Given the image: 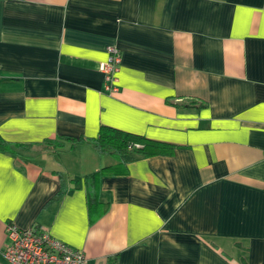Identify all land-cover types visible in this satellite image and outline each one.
Returning <instances> with one entry per match:
<instances>
[{"label": "crops", "instance_id": "obj_1", "mask_svg": "<svg viewBox=\"0 0 264 264\" xmlns=\"http://www.w3.org/2000/svg\"><path fill=\"white\" fill-rule=\"evenodd\" d=\"M102 125L172 151L87 183ZM0 139V264L8 223L87 264H264V0H0Z\"/></svg>", "mask_w": 264, "mask_h": 264}, {"label": "built area", "instance_id": "obj_2", "mask_svg": "<svg viewBox=\"0 0 264 264\" xmlns=\"http://www.w3.org/2000/svg\"><path fill=\"white\" fill-rule=\"evenodd\" d=\"M106 51L107 56L98 63V68L104 75L105 90L111 91L116 89L121 53L113 44L107 45ZM6 236L2 254L8 264H87L82 251L71 248L33 224L18 228L8 223Z\"/></svg>", "mask_w": 264, "mask_h": 264}, {"label": "trees", "instance_id": "obj_3", "mask_svg": "<svg viewBox=\"0 0 264 264\" xmlns=\"http://www.w3.org/2000/svg\"><path fill=\"white\" fill-rule=\"evenodd\" d=\"M71 148L76 142L83 141L91 144L98 153L110 154L117 159L115 164L110 166H103L100 169L88 173L84 176L87 183L93 180L97 181L99 177L105 172L122 173L126 170L125 160L122 154L130 152L131 157H146L155 154H170L172 151V144L165 141H159L147 138L143 135L135 134L114 128L111 126L102 125L96 137H80L70 138ZM53 141L46 140V143ZM55 143V142H53ZM63 141L58 140L57 145H62ZM4 143L0 139V146L4 147ZM93 181V182H95ZM92 182V183H93ZM92 188H88L89 200L92 203L93 198Z\"/></svg>", "mask_w": 264, "mask_h": 264}]
</instances>
